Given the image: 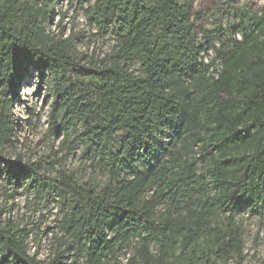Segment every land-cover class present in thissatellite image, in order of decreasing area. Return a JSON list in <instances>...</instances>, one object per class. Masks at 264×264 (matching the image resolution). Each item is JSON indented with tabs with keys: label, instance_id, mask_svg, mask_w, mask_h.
I'll use <instances>...</instances> for the list:
<instances>
[{
	"label": "trees",
	"instance_id": "16d2710c",
	"mask_svg": "<svg viewBox=\"0 0 264 264\" xmlns=\"http://www.w3.org/2000/svg\"><path fill=\"white\" fill-rule=\"evenodd\" d=\"M65 3L113 38L103 58L78 54L61 24L52 30ZM197 19L190 0H0V177L16 192L56 196L60 209L47 261L29 253V232L0 222V264L242 257L236 217L264 216V15L229 36ZM33 72L49 78L56 153L81 151L100 182L55 168L61 161L45 168L52 178L41 161L6 158Z\"/></svg>",
	"mask_w": 264,
	"mask_h": 264
},
{
	"label": "rangeland",
	"instance_id": "374dc122",
	"mask_svg": "<svg viewBox=\"0 0 264 264\" xmlns=\"http://www.w3.org/2000/svg\"><path fill=\"white\" fill-rule=\"evenodd\" d=\"M94 1V0H92ZM198 19L196 22L209 30L224 31L227 36L234 33L246 17L264 15V0H190ZM58 9L53 17L52 30L59 33L65 27L64 36L77 35L76 50L78 54L103 58L114 44L111 36H98L95 27L89 25L82 13ZM65 14V17L63 15ZM241 38V37H238ZM213 51L210 49L209 54ZM49 78L39 80L36 72L32 73L26 85L20 91L15 104V121L17 138L14 146L6 153L10 163L19 158L24 164L43 162L42 167L47 176L54 177L55 172L45 168L50 162L55 168H65L74 172L81 182L93 178L100 182L98 174L93 175L88 165H84L81 151L63 159L64 153L58 150L59 138L49 134V112L51 109V91ZM60 209L57 197L43 195L39 197L26 192L22 185L14 191L13 186L0 177V222L4 226H13L16 230L30 233L27 241L29 253L39 260L47 261L54 255L52 238L58 229L57 220ZM244 231V251L242 257H234L228 264H264V216L253 212L236 217Z\"/></svg>",
	"mask_w": 264,
	"mask_h": 264
}]
</instances>
